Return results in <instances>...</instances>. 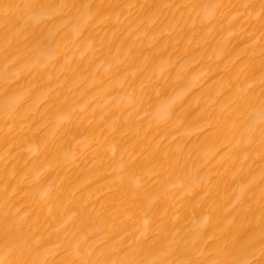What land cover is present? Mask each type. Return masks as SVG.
Wrapping results in <instances>:
<instances>
[{
	"label": "bare ground",
	"instance_id": "6f19581e",
	"mask_svg": "<svg viewBox=\"0 0 264 264\" xmlns=\"http://www.w3.org/2000/svg\"><path fill=\"white\" fill-rule=\"evenodd\" d=\"M0 264H264V0H0Z\"/></svg>",
	"mask_w": 264,
	"mask_h": 264
}]
</instances>
